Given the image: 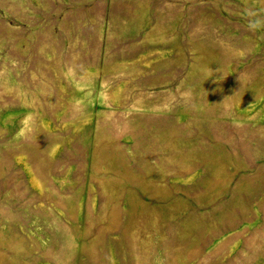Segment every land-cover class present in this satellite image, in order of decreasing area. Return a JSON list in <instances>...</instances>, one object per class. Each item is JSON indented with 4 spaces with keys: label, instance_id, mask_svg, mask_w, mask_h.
Wrapping results in <instances>:
<instances>
[{
    "label": "rangeland",
    "instance_id": "obj_1",
    "mask_svg": "<svg viewBox=\"0 0 264 264\" xmlns=\"http://www.w3.org/2000/svg\"><path fill=\"white\" fill-rule=\"evenodd\" d=\"M250 19L264 0H0V264H264Z\"/></svg>",
    "mask_w": 264,
    "mask_h": 264
},
{
    "label": "clouds",
    "instance_id": "obj_2",
    "mask_svg": "<svg viewBox=\"0 0 264 264\" xmlns=\"http://www.w3.org/2000/svg\"><path fill=\"white\" fill-rule=\"evenodd\" d=\"M248 15L249 16H253L254 14L249 12ZM261 26H264V20H261V19H250L249 20V24H248V30L254 31L258 27H261Z\"/></svg>",
    "mask_w": 264,
    "mask_h": 264
}]
</instances>
